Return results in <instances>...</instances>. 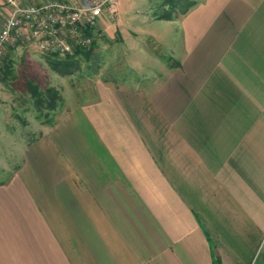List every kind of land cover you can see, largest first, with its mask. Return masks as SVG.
Wrapping results in <instances>:
<instances>
[{
  "label": "crops",
  "instance_id": "obj_1",
  "mask_svg": "<svg viewBox=\"0 0 264 264\" xmlns=\"http://www.w3.org/2000/svg\"><path fill=\"white\" fill-rule=\"evenodd\" d=\"M151 23L178 64L96 83L25 147L0 264H264V0Z\"/></svg>",
  "mask_w": 264,
  "mask_h": 264
},
{
  "label": "rangeland",
  "instance_id": "obj_2",
  "mask_svg": "<svg viewBox=\"0 0 264 264\" xmlns=\"http://www.w3.org/2000/svg\"><path fill=\"white\" fill-rule=\"evenodd\" d=\"M117 2L114 21H104L98 28L93 57L89 60L78 57V64L67 72L50 68L48 61L62 59L55 55L27 48L6 51L0 72V182L21 165L25 147L39 138L42 129L49 126V120L54 121L57 114L74 101L86 100L96 83L151 81L162 76L160 62L168 66L178 64L151 38L165 32L151 22L158 20L155 15L170 13L172 19L163 21H179L184 14L169 6L166 0ZM169 28L171 31L175 27ZM26 80L33 81L43 92L55 91L63 101L62 109L58 110L57 102L55 110L43 108L39 112L25 88ZM43 114L48 116L43 118Z\"/></svg>",
  "mask_w": 264,
  "mask_h": 264
},
{
  "label": "built area",
  "instance_id": "obj_3",
  "mask_svg": "<svg viewBox=\"0 0 264 264\" xmlns=\"http://www.w3.org/2000/svg\"><path fill=\"white\" fill-rule=\"evenodd\" d=\"M0 26V72L9 48L72 56L91 48L102 22L115 19V0H7Z\"/></svg>",
  "mask_w": 264,
  "mask_h": 264
},
{
  "label": "trees",
  "instance_id": "obj_4",
  "mask_svg": "<svg viewBox=\"0 0 264 264\" xmlns=\"http://www.w3.org/2000/svg\"><path fill=\"white\" fill-rule=\"evenodd\" d=\"M166 3L172 8H178L181 14H185L192 6L196 4L193 0H166ZM155 19L158 20H170L172 15L170 13H165L161 15H155ZM96 48V41L92 44L91 48L88 50H79L72 56L59 57L62 58L59 61H48L50 68L57 72H67L68 68H73L78 64V57H83L85 60H89L94 55V49ZM2 71V70H1ZM25 88L30 96L34 99V106L39 112L43 108H46L48 111L55 110L57 108L56 103L58 102V110L62 109L63 101L58 96V94L52 89H47L46 91H41L39 87L31 80L25 81ZM57 110V111H58ZM48 115L43 114L41 117L46 118ZM54 121L49 120L48 125L52 126ZM41 135V134H40Z\"/></svg>",
  "mask_w": 264,
  "mask_h": 264
}]
</instances>
